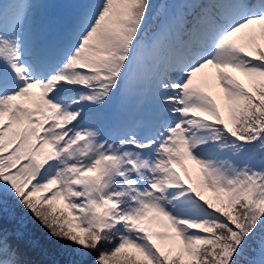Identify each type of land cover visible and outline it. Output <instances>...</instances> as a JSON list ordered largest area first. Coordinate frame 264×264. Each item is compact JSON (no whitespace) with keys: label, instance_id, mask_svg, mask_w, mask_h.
<instances>
[{"label":"snow or ice","instance_id":"snow-or-ice-1","mask_svg":"<svg viewBox=\"0 0 264 264\" xmlns=\"http://www.w3.org/2000/svg\"><path fill=\"white\" fill-rule=\"evenodd\" d=\"M48 7L0 0V264H38L9 195L64 264H264V0Z\"/></svg>","mask_w":264,"mask_h":264},{"label":"rangeland","instance_id":"rangeland-1","mask_svg":"<svg viewBox=\"0 0 264 264\" xmlns=\"http://www.w3.org/2000/svg\"><path fill=\"white\" fill-rule=\"evenodd\" d=\"M39 1H40V0H39ZM41 1H42V0H41ZM41 1H40V2H41ZM64 253H66V252L64 251ZM66 255H67V254H66ZM67 258H68V257H67ZM67 258H66V259H67ZM92 259H93V258H92ZM92 259H88V264H91Z\"/></svg>","mask_w":264,"mask_h":264},{"label":"trees","instance_id":"trees-1","mask_svg":"<svg viewBox=\"0 0 264 264\" xmlns=\"http://www.w3.org/2000/svg\"><path fill=\"white\" fill-rule=\"evenodd\" d=\"M36 225H37V227L39 228V226H40V225H39V223H38V222H37V224H36Z\"/></svg>","mask_w":264,"mask_h":264}]
</instances>
